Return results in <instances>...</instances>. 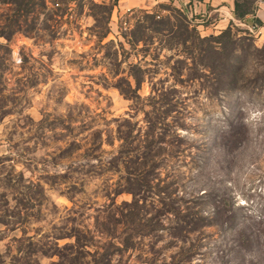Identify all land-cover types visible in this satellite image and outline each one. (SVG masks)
I'll return each mask as SVG.
<instances>
[{"label":"rangeland","instance_id":"obj_1","mask_svg":"<svg viewBox=\"0 0 264 264\" xmlns=\"http://www.w3.org/2000/svg\"><path fill=\"white\" fill-rule=\"evenodd\" d=\"M250 3L252 16L264 10V0ZM93 4L110 6L107 30ZM161 6L185 8L200 37L231 25L245 51L236 54L247 55L244 82L218 93L206 77L173 85L179 49L127 40L134 15H167ZM69 7L0 0V264H264V42L236 20L233 0H73ZM132 67L144 75L137 91ZM128 132L120 154L118 137ZM142 155L157 167L144 170L150 189L136 191L134 157ZM161 188L181 214L195 205L211 215L213 202H222V226L179 233L174 216L160 211ZM132 192L144 206L139 230L115 225ZM205 192L209 199L195 202ZM108 216L112 239L101 235ZM154 216L162 227L148 232L145 220ZM242 229L261 245L242 246Z\"/></svg>","mask_w":264,"mask_h":264},{"label":"trees","instance_id":"obj_2","mask_svg":"<svg viewBox=\"0 0 264 264\" xmlns=\"http://www.w3.org/2000/svg\"><path fill=\"white\" fill-rule=\"evenodd\" d=\"M53 1L58 7L60 4L64 6L65 11L71 10L69 5L72 4L73 0H63L60 4L56 2L57 0ZM250 1L251 0H233V15L236 20L243 21L247 16H252L254 9ZM94 6L102 10L103 16L105 17L104 24L107 30L108 16L111 13L110 6ZM160 8L166 9L168 14L161 16L158 11L149 12L143 10L139 11L137 15H134V26L130 30L127 40L132 46L141 43L144 47L142 49H146L145 47L152 45L153 42L158 43L159 49L161 50L172 51L174 48L179 49L180 53H182L181 59L175 60L174 63L176 66H170L171 75L174 79L173 85L177 83L182 84L184 82L181 78L182 76L185 77L186 81L192 82L206 77L210 78L212 82L211 90L218 93L220 91L235 90L241 82H244V77H242L241 73L243 67L247 64V55H245V53L244 56L236 54L245 51H241L240 48H242V45H238L237 35L233 34L231 25L217 36L200 37L196 27L189 24L185 8L177 9L169 8L168 6H161ZM92 17L95 22L98 21L95 15ZM236 49H238V51ZM253 51L255 53L262 52V50L256 48H253ZM259 65L261 67L264 66V64L261 63ZM136 69L138 74L133 72ZM131 70L132 74H130V76L134 80V90L137 91L144 81L143 71L139 67H132ZM155 127V124H153L150 127V132L153 133ZM159 135L158 139L156 138L158 140L156 142L157 144L163 142L161 138L162 134L159 133ZM129 137V132L118 137L119 141H121L120 154H123V151L125 153L126 146L130 144L128 142ZM136 159L140 160V162H137ZM148 160L147 156L144 155L134 157V163L137 164V167L133 170L134 172L132 175L140 173V177H137L133 184L136 191H143L142 189L144 188L148 190L151 187L146 173H151L157 166L154 164L148 166ZM147 168L149 171L144 173V170ZM156 188H158V184H156ZM161 194L164 196L161 197ZM155 195L159 198L157 203L160 204V211H166L174 216L173 228L177 229L179 233L184 230V227H190L189 232H195L204 227L222 226V220L225 215V211L221 209L222 202H213L211 215L204 216L201 210H195V205L191 209L186 208L181 214V207L179 204H176L177 201L165 202L166 199L170 200L171 198L165 189H158ZM206 199H209L207 192L194 198L195 202L197 200ZM174 204H176V206H174ZM143 207L144 206L139 205L137 192L134 193L131 203H124L123 207L117 208L120 221H115V225H122V229L125 230L130 229V227H135V229L139 230V226L142 222L141 217L144 216V214L142 216L140 214ZM106 218L107 219L102 223V231L104 232H101V235L112 239L113 235H115V231L109 230L110 228L107 227L112 216ZM213 218L215 221H213ZM227 219L230 221L231 218ZM161 225L158 216L146 219L144 223V227L148 232L157 231L162 227ZM259 240V235L249 233L245 229L239 230L238 232V241L246 248H251L253 246L257 248V246L261 245L259 244Z\"/></svg>","mask_w":264,"mask_h":264},{"label":"crops","instance_id":"obj_3","mask_svg":"<svg viewBox=\"0 0 264 264\" xmlns=\"http://www.w3.org/2000/svg\"><path fill=\"white\" fill-rule=\"evenodd\" d=\"M231 11H232V7H230V12L226 13V16L228 17V19L233 20L232 16H231ZM216 13H221V10H215ZM219 17H221L219 15ZM228 23V20L226 21ZM221 23V22H220ZM219 23V24H220ZM243 23L247 26L252 27L253 30H251V28L249 29V31H253V35L256 38V40L260 43V42H264V10H258L256 15L254 16H247L244 20Z\"/></svg>","mask_w":264,"mask_h":264}]
</instances>
